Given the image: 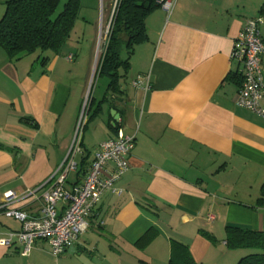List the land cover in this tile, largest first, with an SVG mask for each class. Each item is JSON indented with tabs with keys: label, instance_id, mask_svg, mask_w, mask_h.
I'll use <instances>...</instances> for the list:
<instances>
[{
	"label": "crops",
	"instance_id": "obj_1",
	"mask_svg": "<svg viewBox=\"0 0 264 264\" xmlns=\"http://www.w3.org/2000/svg\"><path fill=\"white\" fill-rule=\"evenodd\" d=\"M8 1L0 0V20ZM82 4L103 10V0ZM105 6L112 13L113 0ZM263 7L264 0H177L170 14L152 12L149 40L132 53L123 92L107 94V79L106 92L94 98L95 108L107 101L84 130L79 170L68 181V188L82 183L98 146L120 131L136 140L129 170L117 183L123 194L101 198L73 253L55 259L43 241L27 257L19 246H0V264H70L75 258L168 264L172 240L187 245L197 264H237L247 256L249 251L227 247L226 228L264 232V209H255L264 184V119L237 104L241 66L232 51L245 23L264 15ZM260 30L264 38V25ZM80 36L74 29L59 55L37 52L16 62L0 48V143L6 148L0 150V203L7 192L24 196L39 189L69 153L92 69L80 63ZM142 75H150L149 91L133 86ZM23 117L38 129L23 125ZM44 191L12 208L40 215ZM20 229L0 213V236ZM151 230L157 236L139 248Z\"/></svg>",
	"mask_w": 264,
	"mask_h": 264
},
{
	"label": "built area",
	"instance_id": "obj_2",
	"mask_svg": "<svg viewBox=\"0 0 264 264\" xmlns=\"http://www.w3.org/2000/svg\"><path fill=\"white\" fill-rule=\"evenodd\" d=\"M176 1L167 0L162 3L161 8L170 14ZM117 5L118 0L114 3L106 28V42ZM263 25L264 15L248 20L236 39L232 51V60L241 66L242 82L237 104L261 119H264V38L260 30ZM66 59L72 63L74 55H69ZM133 86L149 91L152 88L150 75L138 76L133 81ZM87 105L86 99L67 157L47 182L39 189L28 191L24 196H19L12 191L4 195L3 201L0 203V213L6 218L20 223L21 229L0 236L1 247L10 249L19 246L21 255L27 257L34 249L35 244L38 241H43L48 245L53 257H61L75 247L89 231V219L101 198L106 193L117 196L123 194V190L117 188V183L129 170V158L135 148L136 140L134 136L125 135L120 131L116 139L108 140L98 146L83 182L68 188L70 176L79 170L76 158L82 153L80 131L87 121L85 113ZM110 165H113L111 171L108 169ZM41 189L45 191L40 215L30 216L12 208L17 202L33 196ZM60 205L64 206L61 210Z\"/></svg>",
	"mask_w": 264,
	"mask_h": 264
},
{
	"label": "trees",
	"instance_id": "obj_3",
	"mask_svg": "<svg viewBox=\"0 0 264 264\" xmlns=\"http://www.w3.org/2000/svg\"><path fill=\"white\" fill-rule=\"evenodd\" d=\"M63 0H9L5 14L0 20V48L11 61L33 55L37 52L61 54L75 29L79 14L83 9L82 0H68L61 12H57ZM106 1L103 0L105 5ZM167 0H118L108 40L96 70L97 77L109 80L107 94L123 92L121 79L130 69V57L137 46L148 42L147 17L161 8ZM115 0H113V4ZM264 8V7H263ZM126 51L127 57L123 59ZM235 81L237 78H229ZM94 82V81H93ZM242 82V79H241ZM105 98L95 108L92 90L87 108V122L102 112ZM93 108H95L93 110ZM20 122L37 130L39 125L29 117ZM117 129V126L115 127ZM6 149L0 143V150ZM90 156L83 158L81 171L86 172ZM255 209H264V184L256 201ZM157 236L155 230L149 231L137 244L141 249L148 246ZM207 238H215L205 234ZM226 243L230 250H246L250 253L237 264H264V232L243 229L237 226L226 228ZM168 264H197L191 256L189 247L178 241L171 242V255Z\"/></svg>",
	"mask_w": 264,
	"mask_h": 264
},
{
	"label": "rangeland",
	"instance_id": "obj_4",
	"mask_svg": "<svg viewBox=\"0 0 264 264\" xmlns=\"http://www.w3.org/2000/svg\"><path fill=\"white\" fill-rule=\"evenodd\" d=\"M67 2L68 0H63L57 12H61L64 8V5ZM111 8L112 7L109 8V6H105L103 4V10L101 6L97 10H94V9H90L85 4V7L82 9L81 13L79 14V19L77 20V24L75 27V34L77 31V33L81 35L80 45L78 47L80 63H91L92 64L89 84H88V88L86 92V97L83 103V107L87 99V95H88V92L91 86L92 79H94L93 80L94 82L91 86L92 87L91 88L92 98L98 99L101 96V94H104V92H106V85L108 83L107 78L97 77L95 81V76H96V70L98 67V63L100 62L101 56L104 52V44L107 39L106 28L108 27V18L110 14H112ZM100 35H101V38H100ZM38 55L36 54L32 56L31 59L33 58L36 59ZM83 107H82V110H81V113L78 119L77 126L79 124V120H80V117L83 111ZM80 134H81V138L83 139L84 134H85L84 128L80 131ZM73 250L74 248L70 250V254L73 253ZM79 260L80 258H75L73 262L70 264H85L81 261L79 262Z\"/></svg>",
	"mask_w": 264,
	"mask_h": 264
},
{
	"label": "water",
	"instance_id": "obj_5",
	"mask_svg": "<svg viewBox=\"0 0 264 264\" xmlns=\"http://www.w3.org/2000/svg\"><path fill=\"white\" fill-rule=\"evenodd\" d=\"M94 74H95V73H94ZM93 76H94V75H93ZM93 78H94V77H93ZM91 84H92V82H91ZM91 88H92V87L90 86V89H89V92H88V95H87V102H88V100H89V96H90V94H91ZM84 110H85V108H84ZM85 113H86V114L88 113V110H87V109L85 110ZM114 113H115V112L113 111L112 114H114ZM117 118H119V117H117Z\"/></svg>",
	"mask_w": 264,
	"mask_h": 264
}]
</instances>
